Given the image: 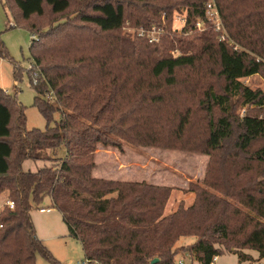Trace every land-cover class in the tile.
I'll use <instances>...</instances> for the list:
<instances>
[{
    "label": "trees",
    "instance_id": "obj_1",
    "mask_svg": "<svg viewBox=\"0 0 264 264\" xmlns=\"http://www.w3.org/2000/svg\"><path fill=\"white\" fill-rule=\"evenodd\" d=\"M73 1L5 0L18 27L39 37L30 47L38 78L30 81L47 128L27 130L17 94L0 88V194L14 203L0 216V264H37L38 255L59 264L32 220L47 199L83 244L87 264H176L181 252L200 264L224 251L264 258V91L242 83L264 74V0H214L235 45L213 30L196 35L209 0H161V16L187 10L183 35L201 41L172 42L178 55L159 50L167 38L120 34L127 22L150 27V0H87L77 17L45 32L32 23L64 16ZM134 8L139 14L127 12ZM0 58L9 59L1 38ZM14 79L21 81L16 64ZM122 142L209 156L203 185L189 186L193 205L166 216L171 188L93 177L98 147L121 150ZM26 161L55 165L25 172ZM189 237L197 240L177 247Z\"/></svg>",
    "mask_w": 264,
    "mask_h": 264
},
{
    "label": "rangeland",
    "instance_id": "obj_2",
    "mask_svg": "<svg viewBox=\"0 0 264 264\" xmlns=\"http://www.w3.org/2000/svg\"><path fill=\"white\" fill-rule=\"evenodd\" d=\"M85 2L87 0H74L70 10L64 16H52L48 13L45 18H41L42 20L33 18L32 23L36 24L41 32H45L49 29L50 23H52V26L56 24V22L54 23L56 20L65 21L68 18L77 17L86 8ZM212 2L214 3V0H209L207 5L209 3L212 4ZM162 4L161 0H150V8L151 6L154 7L152 10L150 9V14H147L150 17V27L148 25H132L133 22H127L120 34L129 40L144 38L150 43L155 44H161L163 38H167L168 43L165 42L162 48L159 47V50H173L175 48L172 51L174 55H178L179 51L177 50L180 49L177 42L173 44L175 45L174 48H171L172 42L176 40L195 41L196 45H200L201 41L196 37L208 30H213L216 34V39L219 40L220 33L216 31L215 23L217 25L221 24L222 30L229 36L216 3L214 4L215 9L209 8L208 11L206 5L207 22H197V36H190V38L188 35H183L188 17L187 10L181 8V10H175L169 16L166 13H163L161 16V13H158L157 9ZM7 6L9 5L5 4V0H0V38L4 42L9 56V59L0 58V88L12 95L17 94L19 103L26 109L27 130L39 129L43 131L47 128V122L33 106L37 93L31 87L30 81V78L35 80V74L37 73V69L32 65L30 47L32 40L39 37L37 34H31L28 29L19 28L17 19L14 20V17L11 15L12 12L7 10ZM138 11H140L139 8L127 10L131 15H136ZM143 21L148 23L145 20H142L141 23H144ZM110 37L111 39H107L106 41L108 49H110L108 45L110 43L114 45L116 40L114 37ZM229 43L235 45L230 40ZM130 46L131 41L126 43L125 48ZM236 49L240 48L236 46ZM15 64L19 68L20 82H15L14 79ZM242 83L254 90L260 89L264 91V74L243 79ZM15 86L18 88L17 91H15ZM47 99L50 100V97L47 96ZM246 109L240 110L239 113L244 115ZM60 119V114H55V120L59 121ZM59 156H65V151H59ZM209 161V156L181 149L135 146L128 142H122L121 150L114 147H98L94 156L96 167L95 171L93 170L94 175L93 172L92 175L97 178L104 177V180L146 182L151 185L166 186L173 191L190 193L188 191L191 183L203 185ZM54 165L53 162L26 161L23 164V170L35 173L41 168ZM179 192H176L173 196L171 195L169 199V201L171 200L169 204L171 208L175 203L179 204V207L180 205L185 206L184 202L179 201ZM8 202H11L8 200V192L0 194V216L5 207L9 208ZM192 203H194L192 200H187L185 207H190V205H193ZM49 205H51V201L47 199L43 207L49 208ZM50 209L52 212L46 214L41 213L40 210L32 212V220L37 237L43 242L59 264H86L83 244L71 236V232L62 215L57 210ZM196 240L195 237L183 238L177 243V247H188ZM179 261L185 264H200L193 255L183 252L177 257L176 264ZM237 263L238 255L227 251H224V254L218 257L216 262V264ZM37 264L53 263L38 255Z\"/></svg>",
    "mask_w": 264,
    "mask_h": 264
},
{
    "label": "built area",
    "instance_id": "obj_3",
    "mask_svg": "<svg viewBox=\"0 0 264 264\" xmlns=\"http://www.w3.org/2000/svg\"><path fill=\"white\" fill-rule=\"evenodd\" d=\"M209 8L210 9H212V8L215 9V5H214L213 2H212V4L209 3L207 5V11H208ZM11 26H13V25H11ZM215 29H216V31L218 33H220V37H219L220 41H222V42H228L229 41V38H228L227 34L224 32V30H222L223 28H222L221 24L217 25V23H215ZM33 38H35V36H33ZM37 78H38V73L35 74V83L37 82ZM8 205H9L10 209H14V203L13 202H8ZM51 211L52 210L50 208H43V209L40 210V212H42V213H50ZM1 227L2 226H0V228ZM217 260H218V257H215L211 264H216ZM86 264H87V262H86ZM177 264H185V263L182 262V261H179ZM238 264H264V258H254L252 260H247V261L246 260H240L238 262Z\"/></svg>",
    "mask_w": 264,
    "mask_h": 264
},
{
    "label": "crops",
    "instance_id": "obj_4",
    "mask_svg": "<svg viewBox=\"0 0 264 264\" xmlns=\"http://www.w3.org/2000/svg\"><path fill=\"white\" fill-rule=\"evenodd\" d=\"M6 92H8V91H6ZM94 171H95V169H94ZM94 171H93V175H94ZM99 175V174H98ZM101 176V175H100ZM94 177V176H93ZM95 178H97V177H95ZM98 179H104V177H100V178H98ZM118 181H121V182H131V181H122V180H118ZM140 183V182H139ZM164 187H166V186H164ZM176 192H179V191H173V193H172V196L174 195V194H176ZM180 196L178 197L179 198V201H181V202H184L185 203V206H186V203H187V200H192L193 202H194V200H195V194L194 193H186V192H182V191H180L179 193H178ZM170 202H171V200L168 202V204H167V206H166V208H165V215L166 216H168V215H170V214H173V213H175L177 210H178V208H179V204H176L175 203V205L171 208L170 207ZM193 204V203H192ZM191 206V205H190ZM187 207H189V206H187ZM186 207V208H187ZM52 212V211H51ZM50 212V213H51ZM42 213V212H41ZM43 214H46V213H43ZM36 234H37V232H36ZM247 253H249L250 255H252V257L253 258H259V254L258 253H256V252H247ZM240 260H239V258H238V262H239ZM238 264V263H237Z\"/></svg>",
    "mask_w": 264,
    "mask_h": 264
},
{
    "label": "water",
    "instance_id": "obj_5",
    "mask_svg": "<svg viewBox=\"0 0 264 264\" xmlns=\"http://www.w3.org/2000/svg\"><path fill=\"white\" fill-rule=\"evenodd\" d=\"M158 262H159V260L155 259V260L152 261V264H157Z\"/></svg>",
    "mask_w": 264,
    "mask_h": 264
}]
</instances>
